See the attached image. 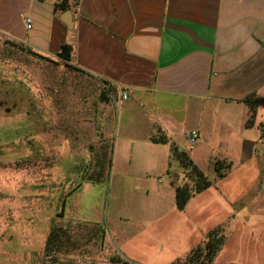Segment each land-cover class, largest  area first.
Returning <instances> with one entry per match:
<instances>
[{
	"label": "crops",
	"instance_id": "crops-1",
	"mask_svg": "<svg viewBox=\"0 0 264 264\" xmlns=\"http://www.w3.org/2000/svg\"><path fill=\"white\" fill-rule=\"evenodd\" d=\"M57 2L0 0V34L45 57L68 44V64L108 86L100 130L113 129L106 125L116 106L123 115L113 136L115 174L138 180L127 213L139 228L137 248L174 264L219 230L224 241L209 264H264V106L251 110L244 101L264 95V0H68L71 29ZM134 113L140 118L131 123ZM191 130L200 140L188 156L212 183L178 209L173 181L160 178L185 180L171 145L188 150ZM160 136L167 141L152 140ZM216 161L230 163L220 178ZM124 187L113 213L114 239L123 244ZM150 226L169 229L165 245L149 243Z\"/></svg>",
	"mask_w": 264,
	"mask_h": 264
},
{
	"label": "rangeland",
	"instance_id": "rangeland-1",
	"mask_svg": "<svg viewBox=\"0 0 264 264\" xmlns=\"http://www.w3.org/2000/svg\"><path fill=\"white\" fill-rule=\"evenodd\" d=\"M29 50L0 34V264H168L137 248L139 228L127 213L138 180L115 174L113 136L123 115L116 106L106 125L113 129L100 130L108 86ZM139 118L134 113L129 121ZM160 181L182 185L184 178L167 172ZM122 186L124 244L114 239L119 222L113 216ZM165 226L147 228L155 234L151 245H165ZM52 227L58 237L47 252ZM123 251L138 258L125 259Z\"/></svg>",
	"mask_w": 264,
	"mask_h": 264
},
{
	"label": "trees",
	"instance_id": "trees-1",
	"mask_svg": "<svg viewBox=\"0 0 264 264\" xmlns=\"http://www.w3.org/2000/svg\"><path fill=\"white\" fill-rule=\"evenodd\" d=\"M68 8L65 2H57L54 5V9L66 10ZM30 53H35L29 50ZM40 56V55H39ZM55 56L65 63V65H69L68 62L71 58V46L68 44H64L61 46L60 50L55 54ZM42 57V56H40ZM249 106L250 109L253 110L256 106H264V95L256 96L251 95L244 100ZM153 141L165 142L167 141L165 136H160L157 138H152ZM172 156L175 160H177L180 165L185 168L188 173L185 175V180L182 185L174 184L175 189V203L178 209H183L186 202L196 193L201 192L211 185V180H209L204 173L193 163V161L189 158L188 154L176 147L175 145H171ZM230 168V163H226L224 161H216L214 162V169L216 171L217 178L222 177L227 170ZM184 173V174H185ZM89 181H93L92 178ZM94 182V181H93ZM58 237V232L54 227L49 232L47 243L45 245V250L48 252L50 249V245L53 240H56ZM224 241V234L219 230L211 231L207 234L206 239L203 243L199 244L190 255L184 260L178 261L174 264H209L218 250L221 248V245Z\"/></svg>",
	"mask_w": 264,
	"mask_h": 264
},
{
	"label": "built area",
	"instance_id": "built-area-1",
	"mask_svg": "<svg viewBox=\"0 0 264 264\" xmlns=\"http://www.w3.org/2000/svg\"><path fill=\"white\" fill-rule=\"evenodd\" d=\"M62 2H67L68 0H61ZM74 2H77L79 0H73ZM25 22L27 23V27H30V20L28 18L25 19ZM123 98H126V94L122 95ZM200 140V135L196 130H191L187 135V149L192 150L195 145Z\"/></svg>",
	"mask_w": 264,
	"mask_h": 264
},
{
	"label": "water",
	"instance_id": "water-1",
	"mask_svg": "<svg viewBox=\"0 0 264 264\" xmlns=\"http://www.w3.org/2000/svg\"><path fill=\"white\" fill-rule=\"evenodd\" d=\"M61 19H62V21L67 25V27H68L69 29L72 28V26H73V21H72V19H71V12H70V10H66V11L64 12L63 16H61Z\"/></svg>",
	"mask_w": 264,
	"mask_h": 264
}]
</instances>
